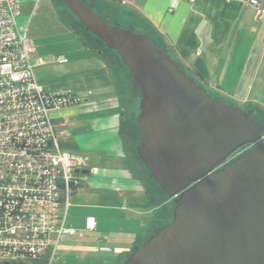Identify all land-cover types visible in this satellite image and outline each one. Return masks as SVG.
Returning <instances> with one entry per match:
<instances>
[{"label": "water", "instance_id": "95a60500", "mask_svg": "<svg viewBox=\"0 0 264 264\" xmlns=\"http://www.w3.org/2000/svg\"><path fill=\"white\" fill-rule=\"evenodd\" d=\"M65 3L132 74L137 154L175 199L171 221L125 264H264V124L252 108L216 97L147 33L110 23L82 0Z\"/></svg>", "mask_w": 264, "mask_h": 264}, {"label": "crops", "instance_id": "0c3cea01", "mask_svg": "<svg viewBox=\"0 0 264 264\" xmlns=\"http://www.w3.org/2000/svg\"><path fill=\"white\" fill-rule=\"evenodd\" d=\"M258 1L264 6V0ZM116 5L149 25L175 59L211 93L264 115V16H258L257 7L240 0H118ZM60 55L68 62L60 63ZM41 60L37 79L47 90L71 92L81 98L80 103L53 111L63 147L90 157V169L98 168L97 174L90 172L93 177L86 179L88 184L85 180L87 186L83 180L75 191L68 224L85 230L86 219L93 216L97 220L94 231L99 232L108 219L103 211L134 220L145 209L141 205L146 199L141 188L144 181L134 171V159L129 162L128 129L124 130L127 116L109 64L89 50L74 52L71 57L59 53L56 65ZM100 182L109 187L94 186L98 199L79 205L81 190ZM101 235L97 238L108 239ZM102 244L111 248L102 251L107 255L115 253L116 246L124 249L116 242ZM121 260L115 253L103 261L120 264Z\"/></svg>", "mask_w": 264, "mask_h": 264}, {"label": "built area", "instance_id": "2783aa9c", "mask_svg": "<svg viewBox=\"0 0 264 264\" xmlns=\"http://www.w3.org/2000/svg\"><path fill=\"white\" fill-rule=\"evenodd\" d=\"M240 1L264 16L258 0ZM21 13L19 0H0V262L35 264L47 257L53 264L62 236L78 232L68 212L89 158L61 143L53 111L81 98L39 82L35 67L42 60H33L36 47L18 24ZM96 226L89 216L85 230Z\"/></svg>", "mask_w": 264, "mask_h": 264}, {"label": "rangeland", "instance_id": "374dc122", "mask_svg": "<svg viewBox=\"0 0 264 264\" xmlns=\"http://www.w3.org/2000/svg\"><path fill=\"white\" fill-rule=\"evenodd\" d=\"M19 1L22 13L18 17V24L23 29L27 27L29 43L36 47L37 51L33 55V60H40L42 57L45 61H53V64L56 65L58 63L54 61H56L59 53H65L71 57L74 52L77 54L78 52H85L86 50L103 56L105 61H108L107 63L111 69L114 82L121 94L122 104L125 110L124 114L127 116L124 130L129 127H134V132L137 133L139 130L134 120L139 101L137 85L133 82L125 68L120 64H112L113 62L110 59L118 57L114 56V54L108 49L106 43L101 38L85 29L78 17H76L72 11L71 12L74 15L70 12L63 0ZM90 1L96 5L99 4L98 6L107 17L117 19L123 26H128V23H133V25L136 24L142 27L144 26V23L140 19L130 16L119 8L115 9L112 6L108 7L105 3H99L95 0ZM136 28L138 31L141 29L139 26ZM39 73L40 66H36L35 75L37 78H39ZM214 95L222 101L229 103L228 99L223 98L220 95ZM255 116L257 118L262 117L261 119L264 120L263 114L256 113ZM130 128L128 129V133ZM130 134H132V132ZM130 134H128V147L131 156L129 157V162L131 163V158H133L134 171L143 175L140 178L141 181H144L141 183V188L144 191V195H146V199L144 201L141 200V205L145 208L144 211L141 212L142 214L140 216H134V220L122 219L116 215L110 216L111 214H108L107 211H103V214L105 212L108 219L104 222V228L101 226V228L98 229L99 232L94 231L96 228L90 231L80 228L75 235L67 234L62 236L56 250L53 264H105L103 261L104 257H114L115 253L116 255L121 256L122 260L120 264H124L130 253L135 250L139 243L146 242L162 226L171 221L176 205L175 199L173 197L169 198V196L164 193L163 188L155 182L149 171L145 168L142 160L137 154L138 139H136L137 137L134 139L135 135L133 136ZM88 158L89 168L86 169H89L90 172H92L90 169L91 160L90 157ZM93 170L94 174L98 173L97 167H93ZM82 174V181H85L89 177H93L92 174ZM86 181L84 182L85 186H87ZM90 185L89 189L88 187H84L83 192L81 190L79 193V205H88L92 203L94 199H98L99 194L95 193V190L93 189L94 186L101 187L100 189L109 187V184H104L103 182L96 183L92 186ZM86 191L88 194L83 195L82 193H85ZM121 197L123 198V201H126L124 195ZM73 200L74 197L72 198V201ZM162 200L165 201L164 205H162ZM85 209L89 210V208ZM109 210L111 211L110 208ZM145 210H148L147 213ZM86 212L87 211L84 213ZM119 212L121 211H116V213ZM110 217H113V219L111 220ZM81 218L83 217L81 216ZM79 220L80 218L78 221ZM81 232L83 235L80 234ZM100 233L108 236V239L102 241L100 238H97ZM113 242L118 243L117 245L121 244L124 249L122 250L120 247L117 248L116 246V251L115 253H112V255H107V253H103L98 249L100 245H103L102 243Z\"/></svg>", "mask_w": 264, "mask_h": 264}, {"label": "trees", "instance_id": "16d2710c", "mask_svg": "<svg viewBox=\"0 0 264 264\" xmlns=\"http://www.w3.org/2000/svg\"><path fill=\"white\" fill-rule=\"evenodd\" d=\"M64 1V3H65V0H63ZM85 4H87L88 6H90V7H92L95 11H97L100 15H102L106 20H108L110 23H112V24H117V25H121L119 22H118V20L117 19H113V18H109V17H107L104 13H103V11H102V9L98 6V5H96L95 3H93V2H91L90 0H82ZM95 1H98L99 3H105V5H107L108 7H110V6H112V7H114L115 9H118V6L116 5V2L118 1V0H95ZM65 5H66V3H65ZM68 8V7H67ZM69 9V8H68ZM71 12V11H70ZM72 13V12H71ZM127 13V12H126ZM73 14V13H72ZM127 14H129V13H127ZM74 15V14H73ZM130 16H132V17H134V15H131V14H129ZM77 17V16H76ZM80 21V20H79ZM117 21V22H116ZM81 22V21H80ZM81 24L83 25V27L85 28V29H87L86 27H85V25L81 22ZM129 25H128V27H132V28H134L135 30L137 29L136 27H141V29L139 30V32H145V33H147L150 37H151V39H152V41L154 42V44L156 45V46H158V47H160V48H167L168 50H169V52L171 53V51H170V49L168 48V46H166V44H164L162 41H161V39L158 37V35L152 30V28L149 26V25H147V24H145L143 27L142 26H140V25H136V24H134L133 25V23H128ZM123 26V25H122ZM88 30V29H87ZM89 31V30H88ZM138 31V30H137ZM107 45V44H106ZM108 47V46H107ZM108 49L114 54V56L115 57H118V58H115V59H117V60H115L114 59V57H113V59H110L113 63L112 64H120L123 68H125L126 70H127V72L129 73V75L131 76V78H132V80H133V82L136 84V82H135V80L133 79V76H132V74L130 73V71L128 70V68L125 66V64H124V62H123V60H122V58H121V56L119 55V53L117 52V51H115V50H113V49H111V48H109L108 47ZM172 54V53H171ZM173 56V55H172ZM104 58V57H103ZM173 58H175L174 56H173ZM119 60V61H118ZM108 62V61H107ZM180 64V63H179ZM181 65V64H180ZM182 66V65H181ZM183 67V66H182ZM189 73V72H188ZM191 75H193V74H191ZM137 85V84H136ZM137 88H138V91H139V98H140V89H139V87H138V85H137ZM76 103V102H75ZM77 103H80V102H77ZM76 103V104H77ZM138 106H139V101H138V104H137ZM137 106V113H138V110H139V107ZM137 113H136V115H137ZM256 114V113H255ZM136 115H135V123H136V125H137V127H138V130L139 131H137V133L136 132H134V127H129L130 128V131H129V133H127V134H130L131 132H132V134H130V135H135L134 136V139H135V137H137L136 139H138V143L140 142V139H141V127H140V125L138 124V122H137V120H136ZM262 117H260V118H257L260 122H262L263 124H264V120L263 119H261ZM129 128H127V129H129ZM131 138V137H130ZM143 165H144V163H143ZM145 166V165H144ZM146 168V167H145ZM150 173V172H149ZM150 175L153 177V175L150 173ZM153 179L155 180V182L157 183V181H156V179L153 177ZM82 184H83V181L81 182V184L78 186V187H76V189H75V191L78 189V188H80L81 186H82ZM164 191V190H163ZM75 193V192H74ZM164 193H165V191H164ZM167 195V194H166ZM0 264H24V263H7V262H0ZM35 264H47V257L46 258H43V259H40V260H38V261H35ZM125 264V263H124Z\"/></svg>", "mask_w": 264, "mask_h": 264}, {"label": "flooded vegetation", "instance_id": "af4514ba", "mask_svg": "<svg viewBox=\"0 0 264 264\" xmlns=\"http://www.w3.org/2000/svg\"><path fill=\"white\" fill-rule=\"evenodd\" d=\"M170 198V197H169Z\"/></svg>", "mask_w": 264, "mask_h": 264}]
</instances>
